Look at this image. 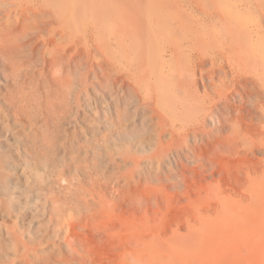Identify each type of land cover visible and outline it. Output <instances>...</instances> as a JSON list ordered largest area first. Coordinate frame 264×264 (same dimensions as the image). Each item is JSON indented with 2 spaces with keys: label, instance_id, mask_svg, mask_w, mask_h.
Listing matches in <instances>:
<instances>
[{
  "label": "bare ground",
  "instance_id": "6f19581e",
  "mask_svg": "<svg viewBox=\"0 0 264 264\" xmlns=\"http://www.w3.org/2000/svg\"><path fill=\"white\" fill-rule=\"evenodd\" d=\"M39 30L45 34L34 35ZM24 53L31 55L26 61L29 67L13 69L12 78H8L4 60H10L14 67L13 59ZM35 57L41 60L39 68ZM64 62L83 68L82 90L87 79L111 81L118 91L128 92L137 108L150 117L154 144L144 139L138 143L141 150L149 147L152 152L139 159L125 149L120 157L121 165L131 164L130 179L138 182L142 164L155 163L162 171L155 179L166 178L165 187L188 191L192 183L217 204L214 217L202 213L199 226L189 225L198 233L197 238L192 235V241L199 236L202 240L205 227L223 226L225 220H229L227 228L231 226L229 249L235 247L247 226L253 227L254 238L259 236L256 229L264 224L257 219L256 207L264 206V159L237 174L238 189L230 187L234 193L222 188L221 179L214 176L220 174L216 157L264 150V0H0V144L15 136L16 127L43 128L44 141L49 143L52 97L44 69ZM11 81L17 86H11ZM34 88L38 100L33 105ZM23 111L32 113L29 125L21 121ZM120 140L117 136L115 148H120ZM13 148L19 158L29 155L17 146ZM38 159L47 163L43 155ZM7 164L10 174H4L5 164L0 161V191L18 209L13 214L16 223L28 220L27 233L38 238L48 232L53 221L51 184L45 180L43 196L37 189L23 197L15 195L12 186L20 182L18 165L13 160ZM208 175L211 180H207ZM151 202L156 199L139 197L127 200V205L133 212L146 210ZM16 223L8 231L0 227V241L3 234L23 233V227ZM69 223L66 219L64 228L53 237L57 247L72 255L81 254L76 238L68 231ZM177 236L174 229L166 243L159 241L160 237L150 239V244L159 243L156 248L167 250H117L116 262L248 264L252 259L256 264V257L245 250H228L226 256L218 250H192V246L191 250H169L167 247L174 249L176 241L172 240ZM55 241L46 245L54 247ZM21 245L10 264H68L62 250ZM1 247L0 264H7Z\"/></svg>",
  "mask_w": 264,
  "mask_h": 264
},
{
  "label": "rangeland",
  "instance_id": "374dc122",
  "mask_svg": "<svg viewBox=\"0 0 264 264\" xmlns=\"http://www.w3.org/2000/svg\"><path fill=\"white\" fill-rule=\"evenodd\" d=\"M33 33L45 34L43 30ZM96 52L99 56V52ZM7 56L9 59L8 54ZM29 59V53L16 56L12 61L15 62L14 67L10 65V60H4L5 75L12 78L13 69L24 71L29 67L26 62ZM35 59L36 67H41L40 58ZM20 71L17 73H24ZM44 71L47 81L51 84L52 97L49 143L44 141L43 128L36 130L27 127L22 130L16 127L15 136H9L8 143L0 144V161L5 164L4 174L11 172L7 162L13 160L18 165L16 172L20 182L12 186L15 195L21 194L23 197L28 195L29 191L35 192L37 189L39 195L43 196L45 180L51 184L53 221L46 229V234L41 233L38 238L32 236L27 233L28 220L16 223L13 214L18 209L11 205L4 192L0 191V227L8 231L14 228L16 223L24 229L23 233L16 236L2 235L1 250L6 253L3 261L10 264L16 260L17 250H21V244L25 243L32 248L41 246L44 250H62L68 257V264H113L114 261L120 264L115 258L117 250H165L166 248H156L155 246L159 245L157 242L150 244V239L156 240L160 237L162 240H158L166 243L165 239L176 229L178 236L172 240V243L176 241L174 249L167 247L169 250H191L189 247L192 246V250H218L223 256L229 254L228 250H245L253 255V258L256 257V264H264V225L257 227L256 232L260 233L257 238H254L251 231L253 227L247 229V226L245 234L241 235L232 249H229V220H225L221 227H205L206 230H202L203 241L200 236L199 240L192 241V235L197 238L198 233L192 232L194 229L191 226L196 227L197 223H202L199 216L202 213L203 216L208 215L211 218L215 215L217 204L204 197L205 190L190 182L188 191L183 188L176 191L165 187L166 178L162 176V181L155 179L161 171L155 168V163L150 166L142 164L138 182L129 178L131 164L121 165L120 161V157L125 155V149H129L128 155L140 159L152 150L149 147L145 151L141 150L138 140L144 139L147 144L151 143L153 146L154 139H150L153 127L150 117L137 108L136 102L128 92L118 91L111 81L99 83L94 78L87 79V87L82 90L80 73L83 68L75 66L73 62L56 63L51 68L46 66ZM14 84L11 86L16 87L17 84ZM33 85L35 84L31 86ZM37 87L42 93V86L39 84ZM31 99L33 105L38 100L35 88ZM29 114L32 113L23 111L21 114L24 124L29 125ZM146 120L149 122L146 123ZM117 136H121L120 148H115L114 145ZM2 138L0 136V142ZM15 146L26 150L29 155L22 154L21 158L17 157L13 152ZM34 152H37V155ZM39 155L46 157V164L40 162ZM216 158L220 174L214 177L221 179L222 188L234 193L230 187L238 189V186H235L239 183L235 178L237 174L253 164L260 163L264 159V150L255 148L248 153L242 151L238 156ZM174 169L179 170L180 166H174ZM2 175L0 174V182ZM206 178L211 180L212 176L208 175ZM148 196L154 197L156 202H151L146 210L139 208L132 212L127 205V200L134 201L139 197ZM257 207V219L264 224V206ZM62 219L70 220L68 231L72 238H76L77 250H80L81 254L72 255L64 247H57L53 236L64 228L65 220ZM190 224L192 225L189 226ZM51 241H55L54 247L46 245ZM183 242L189 244L185 245ZM223 250L227 253H223ZM74 256L76 258H73ZM252 263L251 259L248 264Z\"/></svg>",
  "mask_w": 264,
  "mask_h": 264
}]
</instances>
